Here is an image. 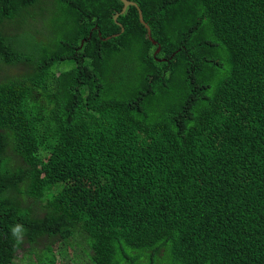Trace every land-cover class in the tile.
<instances>
[{
  "label": "trees",
  "instance_id": "16d2710c",
  "mask_svg": "<svg viewBox=\"0 0 264 264\" xmlns=\"http://www.w3.org/2000/svg\"><path fill=\"white\" fill-rule=\"evenodd\" d=\"M129 1L0 0V264H264V0Z\"/></svg>",
  "mask_w": 264,
  "mask_h": 264
},
{
  "label": "rangeland",
  "instance_id": "374dc122",
  "mask_svg": "<svg viewBox=\"0 0 264 264\" xmlns=\"http://www.w3.org/2000/svg\"><path fill=\"white\" fill-rule=\"evenodd\" d=\"M52 1H47L45 4H43V11H39V10H32L31 13L32 14H36V24L33 25L34 29L39 32V34L37 36H35V42H42L44 44H46L48 42V31L46 30L45 24L42 22V19L46 16V13L48 12L49 8L52 5ZM40 16V17H39ZM27 24L23 26L22 29V24L17 23L13 26H10L8 28V30H11V33L14 32H18L19 34H23L24 31L28 29L27 28ZM31 29V28H29ZM22 36V35H20ZM29 69H25V67L21 66V65H12V66H8L6 67L3 72L1 71V75L4 76H9V77H22L23 75H25L27 73ZM2 81V79H0V82ZM42 247V246H41ZM58 247H59V243H56L54 245V256H56V264H72L73 261L71 260H66V261H61V259L58 257L59 255V251H58ZM78 254L81 257L80 260V264H90L89 261V250L87 246H82L80 248V250L78 251ZM167 257L169 258L168 254ZM32 258H35V255H32ZM72 258L71 252H69V259ZM28 261V254L25 252H17V263H19L20 261Z\"/></svg>",
  "mask_w": 264,
  "mask_h": 264
},
{
  "label": "clouds",
  "instance_id": "9594fccd",
  "mask_svg": "<svg viewBox=\"0 0 264 264\" xmlns=\"http://www.w3.org/2000/svg\"><path fill=\"white\" fill-rule=\"evenodd\" d=\"M136 4V3H135ZM137 7H138V5H137ZM136 9V8H135ZM138 11V10H137ZM213 15L214 16H216V17H218L219 19H220V21H221V24H223L224 22H223V19H224V17H225V15H224V11H223V9H222V7H221V5H219L218 3H216V5H215V7H214V10H213ZM119 27V26H118ZM120 28H122V27H120ZM121 31H122V29H121ZM153 43H155V42H153ZM154 46H156V43H155V45ZM225 47V46H224ZM158 50H159V52H158ZM158 50L156 51V56H158L159 55V53H160V48H158ZM224 50V52H225V50H226V52H227V48L225 47V49H223ZM158 52V53H157ZM28 204L29 205H31V201L29 200L28 201ZM10 231H11V234H12V236L13 237H16L17 239H19L20 237H21V235H22V225H20V224H16L15 226H13L11 229H10ZM56 243H59V247H58V251H59V255H58V257L61 259V261H66V260H71V261H73L74 262V259H73V255H72V258L71 259H69V252H71L72 253V251L69 249V244H71V243H75V244H78L80 247H78L77 248V252L80 250V248L82 247V246H85L84 245V242H82L77 236H75L74 234L72 235V236H70L69 238H67V239H63V238H61V237H55V238H52V240L51 241H49L48 242V244L50 245V247H54V245L56 244ZM88 247V246H87ZM62 249H65V251H66V256H64V255H62L61 254V250ZM91 249H93V248H89L88 247V250H89V261H90V258L91 257H93L94 256V252H92V250ZM35 255V254H34ZM43 256V254L41 255V256H39V257H37V255H35V258L33 259L32 258V255H28V261L27 262H25V261H20L19 263H17V259L15 260V262L17 263V264H41L40 263V261H39V259L41 258ZM55 260H56V256H55ZM56 262V261H55ZM91 262V261H90Z\"/></svg>",
  "mask_w": 264,
  "mask_h": 264
},
{
  "label": "water",
  "instance_id": "95a60500",
  "mask_svg": "<svg viewBox=\"0 0 264 264\" xmlns=\"http://www.w3.org/2000/svg\"><path fill=\"white\" fill-rule=\"evenodd\" d=\"M121 2L123 3V10H122V12H121V14H120L119 16H116V17H115V19H114L115 24H116L117 26L121 27V26L118 24V19H119V17H120V16H123L124 14H126V12H127V10H128L129 8H136V9L138 10V14H139V17H140V23H141V25L144 26V27H146V25H145V23H144V20H143L142 12H141V10L137 7V4H135L134 2H131V1H129V0H121ZM146 29L148 30V37H149V40H151V39H150V31H149L148 27H146ZM123 32H124V30L122 29V33H123ZM108 40H110V39H108ZM153 45H155V43H153ZM158 52H159V50H158ZM158 52H157V53H158Z\"/></svg>",
  "mask_w": 264,
  "mask_h": 264
},
{
  "label": "bare ground",
  "instance_id": "6f19581e",
  "mask_svg": "<svg viewBox=\"0 0 264 264\" xmlns=\"http://www.w3.org/2000/svg\"><path fill=\"white\" fill-rule=\"evenodd\" d=\"M150 39H151V37H150Z\"/></svg>",
  "mask_w": 264,
  "mask_h": 264
}]
</instances>
